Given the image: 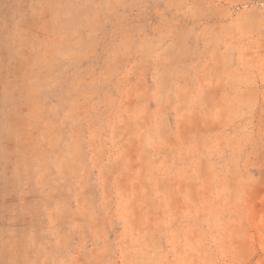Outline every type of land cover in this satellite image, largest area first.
Here are the masks:
<instances>
[{"label":"rangeland","instance_id":"rangeland-1","mask_svg":"<svg viewBox=\"0 0 264 264\" xmlns=\"http://www.w3.org/2000/svg\"><path fill=\"white\" fill-rule=\"evenodd\" d=\"M29 0H0V22L20 19ZM66 52L77 86L55 113L29 117L39 153L58 159L50 195L20 210L22 259L36 264H264V0H221L222 14L185 18L165 41L174 71L167 103L113 47L133 9L110 12L102 0H58ZM96 4H101L97 9ZM184 4L169 14L183 16ZM119 21V24L117 23ZM145 34L157 19L149 16ZM155 43V42H154ZM108 49L113 53L108 59ZM147 88V92H146ZM0 90V132L13 113ZM159 107V111H158ZM9 136L12 129L8 128ZM54 144V147H49ZM19 140L0 139V167ZM18 203L0 182V259L14 241L7 209ZM72 253L71 256L69 254Z\"/></svg>","mask_w":264,"mask_h":264},{"label":"clouds","instance_id":"clouds-1","mask_svg":"<svg viewBox=\"0 0 264 264\" xmlns=\"http://www.w3.org/2000/svg\"><path fill=\"white\" fill-rule=\"evenodd\" d=\"M180 2L184 4L183 16L166 15L177 8V0H102L110 12L120 8L133 9L127 25L123 30L117 29L120 34L113 47L126 62L135 63L134 72L139 74L141 83L148 85L151 78L155 90L142 99L150 101L156 97L160 107L167 103V89L173 75H183L182 72L174 71L175 56L162 55L171 47L165 41L174 31L183 29L185 18L210 17L222 14L223 9L221 0ZM62 7L58 0H29L20 19L0 22V90L6 96L11 93L15 101L14 111L4 122L5 130L0 132V139L19 140L18 146L6 152L7 164L0 167V182L6 183L18 200V203L7 209L9 224L5 229V234L14 241V246L3 250L4 258L0 259V264H36L35 261L21 258V249L27 237L25 234L22 238L15 230V220L19 219L21 209L30 210L33 207L32 202H25V197L31 196L40 202L50 195L47 191L53 179L50 168L56 167L59 173V158L50 159V153L43 149L36 152L27 131L31 121H24L21 127L22 117H16L20 116L23 108L29 109V117L45 109L55 113L65 94L62 90L64 84L70 77L68 88L77 86L75 60L103 55L98 50L65 51L64 37L59 31L61 21L66 19L58 14ZM95 7L99 9L101 4ZM261 13L264 16V8H261ZM149 16L157 19V26L153 29L157 34L153 36L145 34L143 21H147ZM106 51L111 61L113 53L108 49ZM8 128L12 129L11 136L7 132ZM49 147H54V144ZM4 210L0 206V220L3 219ZM58 264L74 262L66 259Z\"/></svg>","mask_w":264,"mask_h":264}]
</instances>
